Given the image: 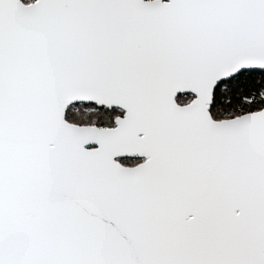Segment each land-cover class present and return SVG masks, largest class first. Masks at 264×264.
Instances as JSON below:
<instances>
[{"label": "snow or ice", "instance_id": "snow-or-ice-1", "mask_svg": "<svg viewBox=\"0 0 264 264\" xmlns=\"http://www.w3.org/2000/svg\"><path fill=\"white\" fill-rule=\"evenodd\" d=\"M0 264H264V0H0Z\"/></svg>", "mask_w": 264, "mask_h": 264}]
</instances>
